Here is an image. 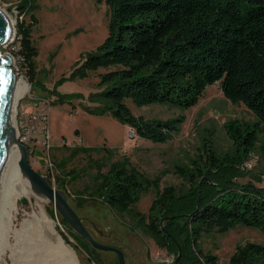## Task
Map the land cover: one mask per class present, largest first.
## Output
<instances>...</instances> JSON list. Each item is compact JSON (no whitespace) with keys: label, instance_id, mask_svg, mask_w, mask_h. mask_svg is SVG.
Instances as JSON below:
<instances>
[{"label":"trees","instance_id":"obj_1","mask_svg":"<svg viewBox=\"0 0 264 264\" xmlns=\"http://www.w3.org/2000/svg\"><path fill=\"white\" fill-rule=\"evenodd\" d=\"M96 1L108 7V34L68 76L82 79L106 69L98 73L101 89L89 95L97 103L90 111L110 113L131 126L138 137L163 143L180 131L184 115L144 118L134 115L126 100L138 106L159 103L184 110L198 103L207 85L218 82L224 97L242 102L256 120H225L222 126L232 142L230 149L218 152L205 137L187 164H175L172 172L182 179V189L171 184L160 187L168 169L150 177L126 155L106 163L91 158L90 152L98 150L95 147L73 146L72 153L84 154L95 172L91 185L75 200L63 189L68 201L86 227L81 213L85 193L129 216L156 246L175 258L178 255V264H217V256L200 246L203 234L224 233L237 225L264 232V185L239 180L245 175L242 164L260 135L264 150V0ZM35 2L19 0L18 6L34 19ZM16 42L21 66L32 74L37 49L29 24H17ZM105 150L108 156L111 150ZM72 173L67 172L69 180ZM253 179L260 182L261 175L254 174ZM56 181L62 188L63 180L57 176ZM151 189L154 197L145 213L137 203ZM45 211L62 224L67 234L56 227L66 242L84 251L94 264H108L98 255L100 250L76 233L53 205ZM92 228L98 232L94 223ZM223 264H264V245L237 244Z\"/></svg>","mask_w":264,"mask_h":264},{"label":"rangeland","instance_id":"obj_2","mask_svg":"<svg viewBox=\"0 0 264 264\" xmlns=\"http://www.w3.org/2000/svg\"><path fill=\"white\" fill-rule=\"evenodd\" d=\"M18 3L19 0H0V7L8 13L16 11L15 30L19 22L29 24L37 54L35 70L31 74L21 66L16 53L12 51L16 32L14 38L1 47L3 54L10 52L15 58L17 67L11 64L14 73L27 77L24 78L27 89L17 101L16 113L21 102L26 104L39 96L49 100L50 149L45 151L36 147L34 153L29 154L30 162L35 170L46 175L45 159L52 160L63 185L62 188L58 187L57 175L51 179L52 184L58 189H65L71 200H75L81 194L79 192L91 185L95 172L84 154L72 153L70 148L73 146L95 147L98 150L90 152L91 158L104 159L106 163L126 155L150 177L168 169L169 172L160 181V187L171 184L182 189V179L172 172L175 164H187L205 137L218 152L230 149L232 142L222 126L225 120H256L242 102L232 103L225 98L218 82H215L206 86L196 105L184 110L159 103L138 106L127 99L126 104L134 115L159 119L180 114L185 117L180 131L166 142L129 136L128 125L112 114L89 110L97 105L89 95L101 89L97 84L98 73L106 69L101 68L82 79L68 77L73 68L82 62L86 52L94 50L108 34L109 12L106 3L96 0H36L31 11L34 12V19L31 13L21 12ZM63 76L65 79L58 81ZM259 137L255 150L242 164L245 175L239 180H252L255 184L264 185L263 136ZM105 148L111 150L108 156L104 154ZM69 171L73 172L70 180ZM254 174L261 175L260 182L253 179ZM26 183L27 194L15 198L10 196L5 204L6 213L2 215L3 223L0 224V264H72V259L76 264H94L84 251L63 239L56 227L66 233L62 224L45 211V207L52 206V203L37 196ZM153 197V189L143 193L137 208L146 213ZM82 198L85 201L81 213L87 227L94 231L100 241L120 247L126 264H174L172 259L175 256L156 246L153 239L137 228L129 216L114 212L86 193ZM93 223L98 232L92 228ZM69 239L74 242L71 237ZM246 242L264 245V232L254 226L237 225L224 233L215 231L203 234L199 239L204 251L217 256V264H223L237 244ZM98 255L108 264L117 261L113 252L99 251Z\"/></svg>","mask_w":264,"mask_h":264},{"label":"water","instance_id":"obj_3","mask_svg":"<svg viewBox=\"0 0 264 264\" xmlns=\"http://www.w3.org/2000/svg\"><path fill=\"white\" fill-rule=\"evenodd\" d=\"M15 17V10L13 13H8L0 7V191L7 164L17 160L19 173L28 181L31 190L36 195L49 200L71 228L88 241L92 247L100 251L113 252L117 257L118 264H126L122 249L100 242L92 236L82 218L69 203L66 192L56 188L46 176L32 167L27 146L17 139L20 134L15 118L17 92L20 79L27 77L17 76L14 73L11 64L14 67L17 66L15 58L10 52L5 54L1 52V47L6 46L15 36L16 30L13 25ZM178 259L177 255L174 264H178Z\"/></svg>","mask_w":264,"mask_h":264},{"label":"built area","instance_id":"obj_4","mask_svg":"<svg viewBox=\"0 0 264 264\" xmlns=\"http://www.w3.org/2000/svg\"><path fill=\"white\" fill-rule=\"evenodd\" d=\"M17 47L18 43L15 40L12 51L15 52ZM16 58L21 63L22 58L18 53H16ZM49 108V100L45 96H39L26 104L21 102V106L16 113V121L20 130L17 139L27 146L29 154L34 153L36 147H41L45 151L50 149ZM127 133L129 136L136 135L131 126H128ZM45 160L48 174L44 176L50 179L54 175L58 176L59 170L56 169L54 162L49 158ZM172 261L174 262V259Z\"/></svg>","mask_w":264,"mask_h":264},{"label":"bare ground","instance_id":"obj_5","mask_svg":"<svg viewBox=\"0 0 264 264\" xmlns=\"http://www.w3.org/2000/svg\"><path fill=\"white\" fill-rule=\"evenodd\" d=\"M14 25V23H13ZM25 89H27V86H26V81L24 78H21L20 79V86H19V89H18V92H17V101L18 99L22 96L23 92L25 91ZM17 104V102H16ZM16 108V106H15ZM17 158H18V154H17ZM18 168H17V160L14 161V162H11V163H8L7 164V167H6V173L4 175V180H3V184H2V187H1V191H0V224L2 225V221H1V217L2 215H5L6 213V208H5V204L7 202V200L9 199V197L11 196L12 197H17V196H20V195H24V194H27L28 192V186H27V183L26 181L24 182L19 173H18ZM5 182V183H4ZM28 182V181H27ZM11 185V187H10ZM38 196V195H37ZM41 197V196H39ZM43 198V197H41ZM45 199V198H43ZM37 204V203H36ZM39 205V204H38ZM5 222V221H4ZM0 225V226H1ZM1 229H0V233H1ZM1 236V234H0ZM1 246L2 244H0V249H1ZM12 251V250H11ZM2 251H0V254H1ZM29 253V252H28ZM31 253V252H30ZM33 254V253H32ZM30 256V255H29ZM33 256V255H32ZM30 258H33V257H30ZM36 260V259H35ZM49 261V260H48ZM28 262V261H27ZM62 262V261H61ZM72 264H76L73 259L71 261ZM28 264H30V262H28ZM31 264H34V262H31ZM48 264V263H47ZM50 264V262H49Z\"/></svg>","mask_w":264,"mask_h":264}]
</instances>
